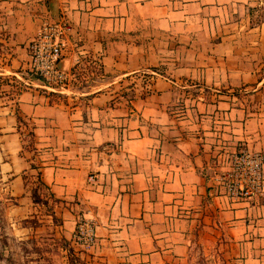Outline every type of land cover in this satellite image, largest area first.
I'll return each mask as SVG.
<instances>
[{"label": "crops", "instance_id": "0c3cea01", "mask_svg": "<svg viewBox=\"0 0 264 264\" xmlns=\"http://www.w3.org/2000/svg\"><path fill=\"white\" fill-rule=\"evenodd\" d=\"M59 20L69 80L52 88L29 78L28 45ZM0 31V77L25 81L0 93L2 264H195L196 246L264 264V182L232 197L217 175L222 145L264 155V0H0ZM243 90L262 108L239 107ZM26 176L52 198L47 228L24 225ZM80 218L95 223L87 251Z\"/></svg>", "mask_w": 264, "mask_h": 264}, {"label": "built area", "instance_id": "2783aa9c", "mask_svg": "<svg viewBox=\"0 0 264 264\" xmlns=\"http://www.w3.org/2000/svg\"><path fill=\"white\" fill-rule=\"evenodd\" d=\"M72 31V26L66 20L44 22L38 35L28 45L31 72L49 86L63 87L69 80L61 63ZM93 179L92 176L90 180ZM219 181L232 197H246L261 192L264 155L250 151L236 153L228 171ZM74 242L86 251L96 244L94 221L85 218L78 220Z\"/></svg>", "mask_w": 264, "mask_h": 264}, {"label": "rangeland", "instance_id": "374dc122", "mask_svg": "<svg viewBox=\"0 0 264 264\" xmlns=\"http://www.w3.org/2000/svg\"><path fill=\"white\" fill-rule=\"evenodd\" d=\"M44 22H46V21H44ZM4 35H5L4 32L0 31V40H2L4 38ZM0 45H1V42H0ZM0 51H3L2 48H0ZM28 52H29V50H28ZM29 58H30V55H29ZM29 78H31L32 80L38 81V82L42 81L37 75L33 74L31 72V70H30ZM24 82L25 81L23 79H17L16 81H14L13 78L0 77V93L9 92L8 97L11 98L14 94H17L18 92H20L21 90L24 89V86H25ZM42 82L47 85V83H45L44 81H42ZM50 87L60 88V87H56V86H50ZM127 88H129V86L124 88L125 92L123 93V91H122V95H123V97L128 98V100H131V99H133L132 97L134 96L132 94V93H134V90L132 89V86H130L129 90H127ZM207 92H208V96H209V98H207V99L209 100V102H216L217 98H215L214 95H216L217 93H214V95H212L210 91H207ZM230 96L232 99L236 100L234 102L238 103L239 107H240V101H238V100H241V106H244V108L251 111V113H254L259 108H262V106H260L258 104L259 101H257L260 98V95L259 94L257 95L256 91H254V90L235 91ZM232 102H233V100H232ZM184 104H185V102L183 103V106H182L184 108L183 112H185V110H187L189 108L188 106H185ZM186 113H187V111H186ZM20 120H21V118H20ZM25 135H26L25 140L28 142V146H32L33 145V143H32L33 138L31 136V131H30L29 127H27V131H26ZM220 147L221 148L223 147L225 150L228 151L227 155L230 156V158H229L230 160L228 159L229 165L225 170H222V171L219 170L218 171L217 175L219 178L221 176H223L224 173H226V171H228V169L230 167L231 159L236 153H240L242 151L254 152V151H251L249 149H246V150L241 149V151H236L234 153H231L233 151V150H231V146L222 145ZM27 178H28L27 179L28 191L32 194L31 195V197H32L31 203H32L34 210L36 209V211H35L34 215L30 216V218H28L24 222V225L28 229L29 228L30 229L36 228V227L47 228L49 226L48 224L50 223V220H51V217H50L51 212H52L51 211L52 210L51 205L53 203L52 198L49 196L47 189L40 183V181H37L36 179H32V178H30V176H28ZM94 179H95V177H94ZM1 227H2V225H1ZM0 236H1V234H0ZM0 242H4L2 238H0ZM7 243L10 246H12L11 241L10 242L8 241ZM0 247H1V243H0ZM199 248H201V247L196 246L195 250H194L195 253H199L198 259L195 261V264H227L226 259L223 260L222 257H218L219 254L215 250H212L210 257L206 258L205 256H202L203 252L200 254ZM6 259L8 260V263H9L11 258H9V255L7 257H4L3 253L1 252V248H0V264H2V260H6Z\"/></svg>", "mask_w": 264, "mask_h": 264}, {"label": "trees", "instance_id": "16d2710c", "mask_svg": "<svg viewBox=\"0 0 264 264\" xmlns=\"http://www.w3.org/2000/svg\"><path fill=\"white\" fill-rule=\"evenodd\" d=\"M31 136H32V138H33V133L31 132ZM33 143V142H32ZM31 147H33V145L31 146ZM25 179H28L27 178V176L25 177ZM38 181H40V180H38ZM40 183H41V181H40ZM42 184V183H41Z\"/></svg>", "mask_w": 264, "mask_h": 264}]
</instances>
